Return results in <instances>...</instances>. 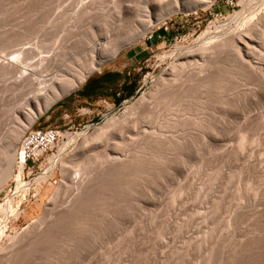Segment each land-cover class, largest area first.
<instances>
[{"label": "rangeland", "instance_id": "rangeland-1", "mask_svg": "<svg viewBox=\"0 0 264 264\" xmlns=\"http://www.w3.org/2000/svg\"><path fill=\"white\" fill-rule=\"evenodd\" d=\"M88 2L0 0V264H264V0H123L116 15L112 0H94L93 10L75 16ZM251 21L245 44L206 59L202 81L167 73L173 55L203 32L226 34ZM91 23L102 27L90 37ZM129 35L130 43L84 78L138 51L125 101L76 116L84 105L66 95L83 80L63 87L39 114L26 107L37 114L29 124L18 118L23 93L7 84L6 60L35 42L80 40L74 53L86 60L77 57L73 69L80 74L88 55L106 56ZM166 81L175 89L167 90ZM140 96L151 99L142 100L149 108L143 110ZM127 106L140 113L141 127L124 126L131 123L120 115ZM15 121L56 128L61 136L38 166L17 175L22 135L6 177L3 149ZM44 171V181L35 179ZM19 181L29 183L25 192Z\"/></svg>", "mask_w": 264, "mask_h": 264}, {"label": "bare ground", "instance_id": "bare-ground-1", "mask_svg": "<svg viewBox=\"0 0 264 264\" xmlns=\"http://www.w3.org/2000/svg\"><path fill=\"white\" fill-rule=\"evenodd\" d=\"M94 1V0H93ZM93 1H90L88 2L87 0V4H84L82 5L81 7H79L78 10H74L75 11V16L77 14V17L80 16V14L83 13V11L87 10L90 8V6L93 4ZM83 3V2H82ZM92 9V6L89 10ZM124 7H123V0H112V10L115 12L113 14H120L122 11H123ZM93 10V9H92ZM77 13V14H76ZM90 15V14H89ZM74 17V16H73ZM81 19V18H80ZM76 20V19H75ZM105 20V19H104ZM106 21V20H105ZM77 22V21H76ZM81 22V21H80ZM105 23V22H104ZM102 24V25H105V24ZM255 22H246V25L244 26H237V28L235 27L236 30H232V32L229 30H227L226 34H218V35H215L212 36V37H209V34L211 35L210 32H203V34H201V36L197 39V41L190 47H186L185 49H182V50H178L174 55L173 57L171 58V61H170V65L171 67H167L168 68V74H172L174 73L173 75H171V77L174 76V78H177L176 75H178L180 73L183 74L184 72L185 73V76H189L192 78H194V81L196 82L195 79H197L198 81H200L202 79V77L205 76L206 74V64L203 65V63H206L205 61H207L206 59L210 60L209 58H211V56L213 54H215L216 52H218L219 50L223 49V48H226L227 50V46L229 45L228 48H231L230 46H232V48L234 47H237L238 45H242V44H245L246 41L249 39V35H250V30L254 27V24ZM238 25V24H237ZM102 26H100L99 24L97 23H91L90 24V29H86L87 31L90 32V34H88L90 37L93 35L94 32L96 31H99V28H101ZM105 27V26H104ZM78 28V27H77ZM86 28V27H85ZM233 28V27H232ZM104 29V28H103ZM109 29V28H108ZM80 30V29H79ZM107 30V29H106ZM100 31H102L100 29ZM105 31V30H104ZM217 31V30H216ZM82 32V31H81ZM62 33V32H61ZM80 33V32H79ZM92 34V35H91ZM98 34V32H97ZM101 35V33H99ZM131 34V33H130ZM136 34V33H135ZM134 34V35H135ZM63 35V34H62ZM95 35V34H94ZM99 35V36H100ZM104 35V34H103ZM213 35V34H212ZM59 36V35H58ZM82 35H80L79 37H81ZM97 36V35H96ZM95 36V37H96ZM138 36V35H137ZM65 37V36H64ZM78 37V38H79ZM98 37V36H97ZM58 38V37H57ZM67 38V37H66ZM77 38V39H78ZM82 38V37H81ZM79 38V39H81ZM87 38V37H86ZM52 39V38H51ZM54 39V38H53ZM52 39V40H53ZM85 39V38H84ZM107 39V38H106ZM120 39V38H119ZM118 39V40H119ZM134 39V36L132 35H129V38L126 40L125 43H121L118 42L120 45L117 46V44H113L115 47L113 48H110L112 49L106 56L103 55L101 56V58H97L94 54H90L89 52L87 54H90L88 55L87 57L90 58V64L87 63V65H89L88 67L85 66V70H83L84 68H82V72L80 74L79 71H75V74L74 73V65L76 63L79 64V58L77 59V57H81V54L78 55H75L76 52H79V51H76L77 48H75V46H82V41L80 40H77L76 42H80L81 45H79L77 43V45H72L70 44L72 41L71 40H66V39H60L58 38L57 40H55L54 42H50V43H45L44 41L43 42H40L39 43H34V46L27 52H25L23 55H20V56H15L13 59H10L9 61H5L4 63H6V67H5V71H4V75L7 77V84L11 87H14V88H17L19 91H21L23 93L22 96V103L24 105V108H22L20 111L17 112V116L20 115L21 118L22 117H26L27 120H28V124L33 121L34 118H36L37 114L41 113L42 110L44 111V109H46L48 106H50V104H52V102L54 100H56L57 98H59L62 94V89L63 87H66L67 86V90H71L73 89L74 87L78 86L83 80L84 78L87 76V74L96 69L103 61L105 60H108L110 58L113 57V55H115L116 51L119 50V48H121L123 45H125L126 43H130V41H132ZM51 40V41H52ZM82 40V39H81ZM88 40V39H87ZM86 40V41H87ZM94 41L98 42V40L96 39H93ZM71 41V42H69ZM84 41V40H83ZM89 41V40H88ZM87 41V42H88ZM90 41H92V39H90ZM89 41V42H90ZM123 41V40H122ZM38 42V41H37ZM75 42V43H76ZM124 42V41H123ZM43 43V44H42ZM87 44V43H86ZM94 44V42H93ZM92 44V45H93ZM89 45V43H88ZM96 45V43H95ZM84 46H86L84 44ZM101 46V45H100ZM225 46V47H224ZM234 46V47H233ZM90 47V45H89ZM93 47V46H92ZM91 47V48H92ZM79 48V49H80ZM88 48V46H87ZM86 48V49H87ZM97 48V47H96ZM94 48V49H96ZM231 48V49H232ZM83 49V48H82ZM109 49V50H110ZM75 50V51H74ZM85 50V49H84ZM83 50L82 53H85ZM89 50V48H88ZM87 50V51H88ZM93 49H91L90 52H93L92 51ZM105 50V49H104ZM229 50V49H228ZM233 50V49H232ZM82 51V50H81ZM75 52V53H74ZM97 52V51H96ZM101 52V51H100ZM102 52H105V51H102ZM220 52V51H219ZM218 52V53H219ZM81 53V52H80ZM217 53V55H219ZM21 54V53H19ZM86 55V54H85ZM220 56V55H219ZM82 57L84 58L83 54H82ZM81 57V58H82ZM214 57V56H213ZM88 58V59H89ZM86 60V58H84ZM87 59V62H89ZM218 59V57H217ZM217 59L215 61H217ZM78 60V61H76ZM84 62V61H83ZM214 62V60H213ZM3 63V64H4ZM208 63V62H207ZM2 64V66H3ZM84 65V64H83ZM211 65V64H210ZM214 66V65H213ZM171 68V69H170ZM209 68V67H208ZM213 68V67H212ZM76 69V68H75ZM170 70V72H169ZM214 70V68H213ZM179 73H177V72ZM208 72V71H207ZM211 72V70H210ZM176 73V75H175ZM164 74V73H163ZM167 74V75H168ZM209 74V73H208ZM184 76V74H183ZM182 76V77H183ZM184 76V77H185ZM188 76V77H189ZM207 76V75H206ZM165 77V76H164ZM170 77V76H169ZM170 77V78H171ZM181 76L178 77V79L180 78ZM188 77H185V78H188ZM208 77V76H207ZM170 78H168V80H170ZM173 78V79H174ZM160 79V78H159ZM172 79V80H173ZM181 79L183 78H180L179 81H181ZM200 79V80H199ZM160 81V80H159ZM158 81V82H159ZM165 81V80H164ZM174 81V84L176 83L175 82V79L173 80ZM178 81V80H176ZM194 81H191L189 80V82H194ZM202 81V80H201ZM163 82V80H162ZM161 82V84H162ZM170 83V84H167L168 87L167 90H170V88H173L175 89L173 86L172 81H166V83ZM185 82V80H184ZM186 83V84H189ZM179 85L177 84V86H181L180 85V82H178ZM200 83V82H199ZM160 84V83H159ZM198 84V83H197ZM164 85H165V82H164ZM163 85V86H164ZM183 85V84H182ZM171 86V87H170ZM187 86V85H186ZM183 87V86H182ZM165 88V89H166ZM177 88V87H176ZM180 89V88H179ZM158 90V89H157ZM156 90V91H157ZM181 90V89H180ZM66 91V90H65ZM161 91H164V90H161ZM176 91V90H175ZM178 91V90H177ZM158 92V91H157ZM171 93V92H170ZM172 94V93H171ZM157 95V94H156ZM176 95L175 93L173 94V96ZM141 97V96H140ZM144 98V96H142ZM141 97V98H142ZM140 98V99H141ZM141 99V103L142 104H146V103H149V100L146 102L145 98L144 99ZM151 98V97H150ZM154 98V96H153ZM172 98V97H170ZM138 99H136L137 101ZM142 100H145L146 103L142 102ZM153 100V99H152ZM140 101L138 100L140 106H141V103ZM157 101V100H156ZM42 102L43 103V106L42 108L40 107L39 108V103ZM152 103V102H151ZM132 104H135L137 105L135 102L132 103ZM150 104V103H149ZM153 104H156V103H153ZM143 105V106H144ZM28 106H36L38 112L37 114L33 115V113H27L26 111H28ZM132 106V105H131ZM139 106V107H140ZM151 106V105H150ZM156 106V105H155ZM155 106H151L152 108H154ZM137 107V106H134V108ZM142 107V106H141ZM140 107V108H141ZM158 107V106H157ZM132 108V107H131ZM138 108V109H140ZM145 108H149V106L145 105L143 107V110H145ZM137 109V108H136ZM134 110V109H132ZM128 106L124 109V111H122V114L121 117H124V119L127 121V120H131V123L130 121H127L126 122V125L124 124V126H126L128 128V126L130 127H133L134 125H137L140 124L139 123V120H136L135 117H137L138 115L140 116V113H138L137 115V111H132ZM141 109V111H143ZM154 110V109H153ZM140 112V111H138ZM145 112V111H144ZM151 112V111H150ZM172 112V111H171ZM143 113V112H141ZM149 113V112H147ZM153 113V112H152ZM176 113V112H175ZM156 114V113H155ZM144 115V114H141V116ZM147 115V114H146ZM172 115V114H170ZM15 116V115H13ZM19 116H18V118ZM153 116V115H152ZM120 117V116H119ZM177 117V116H176ZM117 118V117H116ZM132 118H134V120H132ZM143 116L140 118L141 121L140 122H143V121H146V120H142ZM114 119V118H113ZM118 119V118H117ZM116 119V120H117ZM139 119V117H138ZM145 119V118H144ZM148 119V118H147ZM180 119V118H179ZM121 120V118L119 119ZM124 120V121H125ZM138 122H136V121ZM123 121V122H124ZM133 121H135L137 124H134ZM122 122V121H121ZM129 122V124H133V126L131 125H128L127 123ZM21 122H16L15 123L11 122V124H9L8 127V134L10 133L11 137L10 139L8 140L5 148L3 149V151L5 152V156L7 155V158L8 160L10 159V162H8V165L6 166V170L4 172V176L6 175L7 176H10L9 174L11 173L10 172V167H11V161L13 159V153L15 152L16 150V146H17V143L19 141V139L21 138V136L23 135L24 132H26L29 128L28 125H24L23 124L21 125L20 124ZM118 123V122H117ZM111 124L113 125V123L111 122ZM123 124V123H122ZM169 124V123H168ZM128 125V126H127ZM144 125V124H143ZM142 125V126H143ZM147 125V124H146ZM154 125V124H153ZM136 126V128H137ZM163 126V125H162ZM184 126V125H183ZM129 127V128H130ZM140 127H141V124H140ZM160 127V126H159ZM158 127V128H159ZM123 128V127H121ZM126 128V129H127ZM162 128V127H161ZM160 128V129H161ZM140 129V128H139ZM157 129V128H156ZM169 129V128H167ZM141 130V129H140ZM143 130V129H142ZM155 130V129H154ZM162 130V129H161ZM165 130V129H164ZM163 130V133H166L164 132ZM123 131H124V128H123ZM128 131V130H127ZM136 131H139V130H136ZM135 131V132H136ZM144 131H146L144 129ZM148 131V129H147ZM102 132V131H100ZM99 132V133H100ZM132 132V130H131ZM134 132V133H135ZM143 132V131H141ZM153 132V131H152ZM156 132V131H155ZM159 132H161L159 130ZM98 132L96 134H99ZM148 133V132H147ZM151 133V132H150ZM149 133V134H150ZM157 133V132H156ZM155 133V134H156ZM7 134V133H6ZM93 134V133H92ZM122 134V133H121ZM127 134V133H126ZM139 134V133H138ZM152 134V133H151ZM160 134V133H159ZM169 134V133H168ZM94 135V134H93ZM103 134H101L102 136ZM106 135V134H105ZM143 135V134H142ZM172 135V134H171ZM8 136V135H7ZM100 136V134L98 135ZM95 135V137H98ZM145 136V135H144ZM151 136V135H150ZM161 136V135H160ZM163 136V135H162ZM173 136V135H172ZM153 137V136H152ZM9 138V137H8ZM99 138V137H98ZM109 138V137H108ZM165 138V137H164ZM95 139V138H94ZM148 139V137H147ZM175 139V138H174ZM170 140V139H169ZM154 141V140H153ZM168 141V140H167ZM166 141V142H167ZM176 141V140H175ZM5 142H6V138H5ZM95 142V140H94ZM160 142V141H159ZM163 142V140H162ZM161 142V143H162ZM153 143V142H152ZM84 145V144H83ZM157 145V144H156ZM81 146V145H80ZM87 146V145H86ZM159 146V145H158ZM167 146V144H166ZM165 146V147H166ZM91 147V146H90ZM82 148V147H80ZM83 148L87 149L86 147L83 146ZM2 149V148H1ZM79 150V149H78ZM83 150V149H81ZM82 152V151H81ZM7 153V154H6ZM83 153V152H82ZM81 154V153H80ZM136 155V154H135ZM135 157V156H134ZM140 157V156H139ZM6 158V157H5ZM137 158V157H135ZM149 159V158H148ZM138 160V159H137ZM7 161V160H6ZM5 161V162H6ZM82 164V163H81ZM15 166H16V170H17V175H19L20 172H22V166L21 165H17L16 163V160H15ZM3 167V166H2ZM4 170V168H2ZM46 170V169H45ZM47 171V170H46ZM46 171L42 172L39 176H37V178L35 179H39L40 181H44V175L46 174ZM2 174V173H1ZM3 176V178H5ZM76 176V175H75ZM77 177V176H76ZM4 180V179H3ZM2 181V180H0ZM81 181V180H80ZM79 182V181H78ZM77 183V182H76ZM18 184L20 185L19 188H21V190L23 192H25L28 187H29V183H26V182H21L19 181ZM82 188V187H81ZM84 188V187H83ZM74 189V188H73ZM77 190V189H76ZM68 201V200H67ZM5 249V248H4ZM1 251V250H0Z\"/></svg>", "mask_w": 264, "mask_h": 264}, {"label": "crops", "instance_id": "crops-1", "mask_svg": "<svg viewBox=\"0 0 264 264\" xmlns=\"http://www.w3.org/2000/svg\"><path fill=\"white\" fill-rule=\"evenodd\" d=\"M138 55V51H127L122 59L126 63L121 62L120 66L105 67L90 74L71 95H66V98L73 102L84 105L77 110L75 115L89 114V107L109 109L115 104L125 101L132 89L131 71L134 69L133 65L137 62ZM85 108L89 111L81 110Z\"/></svg>", "mask_w": 264, "mask_h": 264}, {"label": "built area", "instance_id": "built-area-1", "mask_svg": "<svg viewBox=\"0 0 264 264\" xmlns=\"http://www.w3.org/2000/svg\"><path fill=\"white\" fill-rule=\"evenodd\" d=\"M61 132L52 127L28 129L22 136L16 152V163L22 171L38 166L43 154L59 140Z\"/></svg>", "mask_w": 264, "mask_h": 264}, {"label": "trees", "instance_id": "trees-1", "mask_svg": "<svg viewBox=\"0 0 264 264\" xmlns=\"http://www.w3.org/2000/svg\"><path fill=\"white\" fill-rule=\"evenodd\" d=\"M161 32H164L162 36H165V35H167V32H166V30H164V31H163V30H161Z\"/></svg>", "mask_w": 264, "mask_h": 264}]
</instances>
